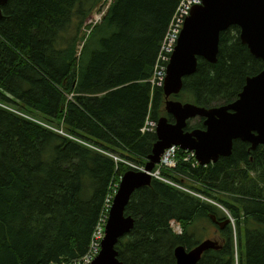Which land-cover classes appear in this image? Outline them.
Instances as JSON below:
<instances>
[{
  "label": "trees",
  "instance_id": "1",
  "mask_svg": "<svg viewBox=\"0 0 264 264\" xmlns=\"http://www.w3.org/2000/svg\"><path fill=\"white\" fill-rule=\"evenodd\" d=\"M102 1L8 0L0 8V105L18 112L0 106V264L83 256L112 185L133 170L126 162L148 161L156 135L141 132L145 119L166 118L163 90L148 80L180 0H113L87 23ZM239 33H221L216 63L198 58L172 98L188 94L205 108L235 100L264 70ZM177 154L160 175L205 199L152 178L126 206L134 225L115 247L118 260L176 264L174 249L195 247L202 224L216 229L221 247L198 264H264V146L234 141L230 156L206 166ZM213 201L235 220V234L230 223L219 227L230 218Z\"/></svg>",
  "mask_w": 264,
  "mask_h": 264
},
{
  "label": "water",
  "instance_id": "2",
  "mask_svg": "<svg viewBox=\"0 0 264 264\" xmlns=\"http://www.w3.org/2000/svg\"><path fill=\"white\" fill-rule=\"evenodd\" d=\"M7 1L0 0V8ZM231 27L239 29L241 44L264 63V0H201L200 5L191 8L167 65L162 88L165 112L174 118V123L165 117L158 119L156 141L144 171L128 170L122 175L109 209L100 252L91 264H122L115 247L134 225V220L125 216L126 206L136 190L151 183L150 173L164 150L176 146L193 151L199 164L206 166L230 156L236 140L249 143L251 150L264 146V70L247 78L238 98L229 105L205 108L169 99L181 92L183 78L196 72L198 58L216 63L220 34ZM196 117L204 119L205 130L184 132L187 122ZM228 221L218 224L219 227L222 229ZM220 247L214 238L189 250L178 246L173 252L175 263L198 264L203 253Z\"/></svg>",
  "mask_w": 264,
  "mask_h": 264
},
{
  "label": "built area",
  "instance_id": "3",
  "mask_svg": "<svg viewBox=\"0 0 264 264\" xmlns=\"http://www.w3.org/2000/svg\"><path fill=\"white\" fill-rule=\"evenodd\" d=\"M200 4H201V0H180L170 20L167 31L163 37V40L160 44L159 52L156 58V64L154 66L152 76L148 80L152 88L153 87L159 88L163 86L165 75H166V66L168 62L170 61V57L176 46L183 22L185 18L189 15L191 8L195 5H200ZM155 127H156V122H154L153 120L149 118H146V121L141 129V132L142 133L154 132ZM178 151H180V149L175 146L166 149L160 157L159 164L157 165L158 170L150 173L151 177L159 181H162L166 183L167 185L174 187L184 193L192 194L194 196L199 197L200 199H205L201 195H198L197 193L189 191L186 187L182 185H176L174 184V182H171L167 179L165 180L160 177L159 170L175 168L178 162V159H177ZM184 153H185L183 156L184 162H191L192 167L198 166V163L195 160V156L193 152L185 151ZM108 156L112 157L115 161L119 160L118 158L112 155H108ZM137 170L143 171V169H137ZM111 200H112V197H109V199L106 200L105 202L104 213H102L100 219L98 220L94 228V231L90 238L87 252L83 256L77 258L76 260L69 261V262H59L55 264H91L92 263V261L98 255L100 251V245H101V242L104 236V226L106 224V221L108 218V212L111 207ZM170 225L176 234H180V230L178 226H176L174 223H171Z\"/></svg>",
  "mask_w": 264,
  "mask_h": 264
},
{
  "label": "rangeland",
  "instance_id": "4",
  "mask_svg": "<svg viewBox=\"0 0 264 264\" xmlns=\"http://www.w3.org/2000/svg\"><path fill=\"white\" fill-rule=\"evenodd\" d=\"M111 1H113V0H103L102 1V3L100 4V5H98L97 7H96V9L94 10V13H93V16H92V18L91 19H89L88 20V22H93L92 20H94V21H96V20H99L100 18H101V16L104 14V12H105V10L107 9V7H108V4H109V2H111ZM87 32H89L88 30H87ZM176 101H180V102H193L192 101V97L190 96V95H188V94H186V95H181L180 96V98L178 99V98H176ZM3 106V105H2ZM5 108H8V107H6V106H4ZM8 110H10V108H8ZM10 111H12V112H14V113H17L18 114V112L17 111H15V110H10ZM199 120V118L197 119H193V120H191V121H189V125L190 126H195L196 124V122ZM87 144V143H86ZM97 150V149H96ZM126 161V160H125ZM127 164H126V166H128V167H130V168H135V170H137V169H142V168H140L141 166H139V165H137V164H135V163H132V162H126ZM164 170V169H163ZM160 177L161 178H163V179H167V178H165V177H162L161 175H160ZM157 180V179H156ZM159 181V180H158ZM160 182H162V181H160ZM173 182V181H172ZM115 184V183H114ZM112 185V188H111V194H110V197H112L113 196V194H114V192H115V189L117 188V187H115L116 186V184L115 185ZM174 184H176V185H180V184H178V183H174ZM189 191H192V190H190L189 188H187ZM192 192H194V191H192ZM194 193H196V192H194ZM186 194H188V195H191V196H193V197H195V198H199V197H197V196H194V195H192V194H189V193H186ZM198 194V193H197ZM199 195V194H198ZM212 201V200H211ZM214 202V201H213ZM211 204V203H210ZM213 206L214 207H216L217 208V210L219 211V212H221L222 214H224V216L227 218H230L231 216H230V214L226 211V210H224V208L220 205L219 206V204L218 203H216V202H214V204H213ZM227 220H229L228 222L230 223V225H231V228H232V230H233V232H234V234H235V230H236V228H235V220L232 218H230V219H227ZM197 224V223H196ZM176 226H178L177 224H175ZM196 227H198V230H197V232H196V236H197V238L200 240L199 242H202V241H204V240H206V239H212V238H214V239H216L217 240V238H218V235H216V229L212 226V225H210V226H208V230H206V231H204V225H202V224H197L196 225ZM172 228V227H171ZM178 228H179V230H180V227L178 226ZM172 231H173V233L174 234H176L175 232H174V230H173V228H172ZM180 234H181V230H180ZM180 234H176V235H180ZM216 235V236H215ZM197 239V240H198ZM90 242V241H89Z\"/></svg>",
  "mask_w": 264,
  "mask_h": 264
},
{
  "label": "flooded vegetation",
  "instance_id": "5",
  "mask_svg": "<svg viewBox=\"0 0 264 264\" xmlns=\"http://www.w3.org/2000/svg\"><path fill=\"white\" fill-rule=\"evenodd\" d=\"M243 89V88H242ZM242 91V90H241ZM241 91H240V93H241ZM239 93V94H240ZM238 94V95H239ZM238 95H237V98H238ZM173 96H170V100H176V98H172ZM236 98V99H237ZM235 99V100H236ZM235 100H233L232 102H234ZM232 102H230L229 104H231ZM182 103H186V102H182ZM229 104H227V105H229ZM196 105V104H195ZM220 106H225V105H220ZM217 107H219V106H217ZM164 108H165V97H164ZM163 108V110H164V112H165V109ZM212 108V107H211ZM165 114H166V118L168 117L169 118V123H174V118L171 116V115H168L166 112H165ZM197 119L199 118V117H196ZM196 118H193V119H196ZM193 119H190L189 121H191V120H193ZM189 121L187 122V124H186V127L184 128V132H189V131H192V130H194V129H192V127H190V125H189ZM199 121H200V123H201V128H200V130H205V126L203 125V121H204V119L203 118H199ZM236 141H239V140H236ZM245 143V142H244ZM247 143V142H246ZM248 145H250L249 143H247ZM258 146H256L255 147V149L257 148ZM255 149H253V150H255ZM252 150V151H253ZM198 166H201V165H198ZM218 223V222H217ZM218 224H222V223H218Z\"/></svg>",
  "mask_w": 264,
  "mask_h": 264
}]
</instances>
